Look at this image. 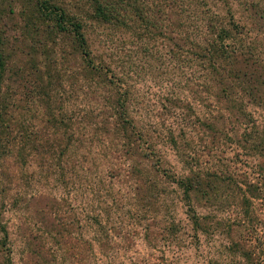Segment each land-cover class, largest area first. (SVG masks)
<instances>
[{
	"label": "rangeland",
	"instance_id": "rangeland-1",
	"mask_svg": "<svg viewBox=\"0 0 264 264\" xmlns=\"http://www.w3.org/2000/svg\"><path fill=\"white\" fill-rule=\"evenodd\" d=\"M37 1L0 0V226L7 230L0 231V264H239L226 236L227 225L242 216L234 192L218 190L228 184L217 181L187 197L177 181L197 173L205 182L212 170L259 181L263 158L235 141L242 130V139L245 132L264 133V80L256 84L259 105H236V112L249 113L241 124L231 113L225 117L234 128L227 131L231 140L215 138L205 125L176 115L178 96L194 101L200 117L226 115L228 107L207 93L197 103L183 88L193 87L199 72L162 44L161 16L151 11L161 0H47L46 10ZM103 1L115 19L95 18ZM206 1L222 15L230 10L248 23L253 16L250 30L229 43L241 37L238 43L261 55L264 72V0ZM59 9L68 24H84L89 59L128 84L131 114L156 141L153 161L128 159L123 140L110 133L104 121L121 97L84 73L83 57L72 58L80 51L59 32ZM168 128L187 130L188 145L176 148L164 137ZM250 208L262 218L258 200ZM214 220L218 229H209Z\"/></svg>",
	"mask_w": 264,
	"mask_h": 264
},
{
	"label": "trees",
	"instance_id": "trees-1",
	"mask_svg": "<svg viewBox=\"0 0 264 264\" xmlns=\"http://www.w3.org/2000/svg\"><path fill=\"white\" fill-rule=\"evenodd\" d=\"M47 3V0L37 1L38 6L45 8V10ZM242 3L245 6L249 5L246 1H242ZM102 4H104V7L101 9L98 7L99 13L95 14V18L98 19L100 14L101 18L99 17V19L102 21L115 19V9L111 3L103 1ZM151 5L155 6L153 10L151 9L153 17H162L156 18V22L158 21L156 29L159 28L162 32V44L166 47L168 54L171 57L178 55L177 57L179 58L180 56L186 66H192L191 64H193L195 65L194 70L199 72L198 78L194 79L193 87L184 84L183 88L189 87L188 91L197 103L205 99L204 93H207L208 95L212 94L215 101L225 103L228 107L226 115L217 111L211 117H200L194 109V101L192 102L186 97L178 96L173 100V105L178 111L177 117L183 121L187 120V124L193 125L195 122L200 127L205 125L206 128L204 130L212 134L213 137L216 134H222L223 136L219 135L218 137H226L229 140L227 131H231L234 128L225 123V117L231 113L239 125L241 124V119L244 120L249 113L245 109L236 112V105L239 102H245L244 104L253 102L257 105L261 103L260 95L258 96L255 92L256 84L264 80V72L259 63L261 55L253 50H246L244 44L238 43L240 40L244 41L241 37L237 38L235 43H229L237 32L246 34L250 30L248 25L252 23L253 16H250L251 22L248 23L243 16L230 10L223 15L216 13L215 8L211 9L206 0H161L159 4L152 2ZM106 7H109L110 10ZM56 9L58 7L55 6L54 11ZM54 14L59 32L68 36L71 45L80 51L71 52V55L72 58L83 57V62L78 65H85L84 73L98 77L99 81L102 80L103 85L100 83V87L103 90H107V86H112L114 93L121 97L120 100L118 98L117 102L111 105L110 114H108L104 123L110 126L111 134L118 136L125 143V154L130 155L126 157L134 159L132 155H138L143 160L153 161L158 153L155 147L156 141L150 134L145 132L139 119L131 114L124 96L128 93V84L124 80L115 77L114 74L108 76L105 64L96 61V58L89 59L90 51L87 50L84 24L80 20H75L68 24L66 22L67 15L63 9ZM254 15L256 14L254 13ZM194 20H196L195 23ZM84 57L86 60H84ZM58 61L57 59L55 62L57 63ZM215 118L220 119V124L215 121ZM60 120L63 119L60 117ZM54 126L58 125L54 124ZM174 130L168 128V132L164 137L177 148L178 143L181 145L185 144L188 141V136L191 135L187 130L185 132L184 129L181 130L182 133H177ZM242 134L243 130L239 135L240 139H236L235 143L240 144L243 149L245 146V151H247V148L253 151L257 150L259 158H263L260 162L264 166V133L262 130H259L254 135L245 132L243 139ZM157 136L160 138L159 135L155 137ZM185 137L187 138L185 139ZM2 142L0 138V144ZM5 144L12 147L15 145L14 142L9 143L6 141ZM178 149L182 152L180 147ZM57 164L60 165L59 162ZM258 171L260 179L254 182H249L246 179L242 180L243 178L239 180L232 175L229 176L230 172L226 174L223 171L219 173L214 170L205 172L207 177L210 176L209 179H203L205 182L200 181L201 177L197 173L184 176L177 181L187 197L188 193L192 190L194 191L196 187L199 190L200 186L205 184V187L208 188L210 185L216 184L215 182L217 181H223L221 182L222 184L220 183L221 185L228 184L216 187L218 190L228 187L229 192H234L232 198L237 199V202L234 203L240 207L242 216L233 219V222L228 224L229 226L227 225L226 236L229 242L227 248L230 253L240 257L239 264H264V234L262 231L264 230V212H262V218L255 210L254 212L252 210L250 214V207L254 204V200H258L261 205H264V173L261 172V167L259 166ZM240 183H244L245 186L243 187ZM194 223L203 229L199 218L196 217ZM218 226V220H214L209 229H218ZM0 231L7 234V230L3 226H0ZM7 264L10 263L8 262Z\"/></svg>",
	"mask_w": 264,
	"mask_h": 264
}]
</instances>
